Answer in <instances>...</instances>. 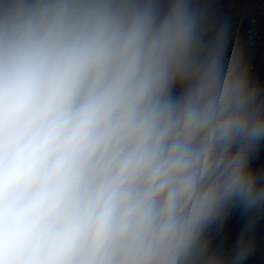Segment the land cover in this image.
Here are the masks:
<instances>
[{"label":"clouds","instance_id":"obj_1","mask_svg":"<svg viewBox=\"0 0 264 264\" xmlns=\"http://www.w3.org/2000/svg\"><path fill=\"white\" fill-rule=\"evenodd\" d=\"M199 0H0V264H244L264 88Z\"/></svg>","mask_w":264,"mask_h":264},{"label":"water","instance_id":"obj_2","mask_svg":"<svg viewBox=\"0 0 264 264\" xmlns=\"http://www.w3.org/2000/svg\"><path fill=\"white\" fill-rule=\"evenodd\" d=\"M209 26L227 29L226 56L238 46L252 80L264 88V0H199ZM254 163L264 168V147ZM243 235L250 249L244 264H264V211L254 217L233 209L212 233V249L230 261L236 241Z\"/></svg>","mask_w":264,"mask_h":264}]
</instances>
